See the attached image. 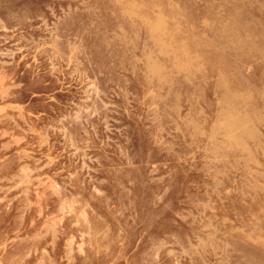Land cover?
<instances>
[{"label": "rangeland", "instance_id": "374dc122", "mask_svg": "<svg viewBox=\"0 0 264 264\" xmlns=\"http://www.w3.org/2000/svg\"><path fill=\"white\" fill-rule=\"evenodd\" d=\"M0 264H264V0H0Z\"/></svg>", "mask_w": 264, "mask_h": 264}, {"label": "bare ground", "instance_id": "6f19581e", "mask_svg": "<svg viewBox=\"0 0 264 264\" xmlns=\"http://www.w3.org/2000/svg\"><path fill=\"white\" fill-rule=\"evenodd\" d=\"M161 3V2H160ZM228 6V5H227ZM233 8V7H232ZM231 8V9H232ZM224 9V8H223ZM234 9H235V7H234ZM230 10V9H229ZM147 12V11H146ZM224 15H226V14H224ZM240 20V19H239ZM227 23V22H226ZM244 23V22H243ZM246 24V23H245ZM230 28V27H229ZM233 30V29H232ZM228 31V30H227ZM233 31H235V30H233ZM228 34V33H227ZM236 34V33H235ZM236 42V41H235ZM71 50V49H70ZM5 129V128H4Z\"/></svg>", "mask_w": 264, "mask_h": 264}]
</instances>
